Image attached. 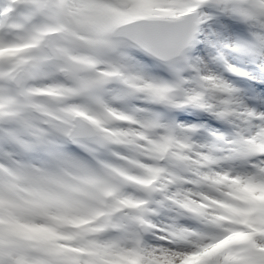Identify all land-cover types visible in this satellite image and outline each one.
<instances>
[{
	"label": "snow or ice",
	"instance_id": "1",
	"mask_svg": "<svg viewBox=\"0 0 264 264\" xmlns=\"http://www.w3.org/2000/svg\"><path fill=\"white\" fill-rule=\"evenodd\" d=\"M120 0H6L0 4V264H104L107 256H151L156 250L164 255L182 257L181 264H264V201L245 198L246 222L249 230L233 232L230 226L192 229L180 222V217H165L151 221L150 215L125 210L123 204L109 199L106 192H116L104 173L91 172L94 186L75 190L68 210L90 217L87 229L73 236L71 250L57 239H40L16 232L7 224L18 221L8 209L15 206L14 176L22 169L36 166L20 157L43 153L51 160L69 159L66 143L85 152L107 147L95 130L84 125L42 127L30 116L27 104L41 93L38 88H53L69 82L77 92L103 103V92L110 83H125L129 75L146 81L160 90L181 89L182 103L161 100L171 110H193L205 113L215 121L222 116L200 100L208 78L223 81L235 96L238 111L264 115V65L251 67L235 62V49L264 51V30L254 29V21L242 15L239 0H176V11L147 17L140 22L124 25ZM194 6L189 16L179 15L184 6ZM256 19H261L257 17ZM78 24H87L91 33L93 55L86 74H80L65 57V42ZM234 24L244 26L245 35H233ZM157 62L170 78L148 75L143 59ZM229 65L240 71H234ZM98 69H103L98 72ZM63 75V78H58ZM245 81L244 86L229 77ZM73 111L83 112L82 108ZM144 113V124L163 123L166 127H180L190 135H214L222 138V151L231 154L233 143L221 128L207 120L186 122L163 120L157 107L137 105ZM254 123L251 131H259ZM199 142V141H198ZM95 144L96 148L91 145ZM241 158H247L241 153ZM74 159V158H73ZM8 161L12 165L7 164ZM76 166H80L76 161ZM252 171L241 175L244 186L264 189V165L251 160ZM151 195V193H149ZM170 193L160 186L157 200H153L151 214L161 215L167 207ZM155 224V227H152ZM146 232L161 235L175 233L182 243L161 241L158 249L144 240ZM226 233H232L227 236ZM238 244V247L231 246Z\"/></svg>",
	"mask_w": 264,
	"mask_h": 264
},
{
	"label": "clouds",
	"instance_id": "2",
	"mask_svg": "<svg viewBox=\"0 0 264 264\" xmlns=\"http://www.w3.org/2000/svg\"><path fill=\"white\" fill-rule=\"evenodd\" d=\"M191 2L188 0V4ZM3 3L6 0H0V4ZM239 4L242 15L254 21V29L264 30V0H239ZM119 7L123 9L120 19L124 25L177 10L176 0H120ZM194 11V6L186 5L179 10V15L189 16ZM90 42L87 24L76 25L71 38L65 42L64 59L80 74H86L89 68L93 55ZM4 54L5 50L0 49V55ZM231 58L249 67L250 61H255L256 66L264 65V51L235 49ZM229 67L240 71L233 65ZM37 92L41 94L27 101L33 109L30 116L37 124L42 127L88 126L106 141L107 147L85 152L66 143L65 150L70 157L66 160L54 161L43 153L20 157L36 167L22 169L14 176L17 191L12 200L15 206L8 211L20 219L10 220L7 224L10 229L40 239H57L71 250L74 234L87 229L92 219L69 211L67 206L72 204L76 189L94 186L95 176L90 173L95 172L104 173L107 182L116 187L115 193L106 192L109 199L122 203L134 198L130 204H123L125 210L150 215L151 221L170 216L180 217V222L192 229L220 225L230 226L233 232L249 230L243 211L245 198L264 201V189L246 188L241 175L252 171V159L264 165V115L238 111L234 93L223 81L209 77L200 100L222 116V131L233 143L231 154L220 149L221 137L193 136L180 127L141 123L145 114L136 111L137 105L159 106L167 111L161 100L182 103L181 89L162 91L129 75L125 83L106 85L103 103L79 94L71 79L60 87L46 85ZM76 107L83 112L73 111ZM254 123L261 126L259 131H251ZM91 147L95 149L96 145ZM241 153L247 158H241ZM7 164L14 166L11 161ZM4 170L5 165L0 164V172ZM160 186L167 189L170 196L162 214L153 215L152 201L157 200ZM172 237L182 243L175 233L158 238L152 232L144 234V240L156 249L161 241L172 244ZM181 260L180 256L164 255L156 250L146 257L107 256L104 264H181Z\"/></svg>",
	"mask_w": 264,
	"mask_h": 264
},
{
	"label": "rangeland",
	"instance_id": "3",
	"mask_svg": "<svg viewBox=\"0 0 264 264\" xmlns=\"http://www.w3.org/2000/svg\"><path fill=\"white\" fill-rule=\"evenodd\" d=\"M232 33H233V29H232ZM234 35V33H233ZM142 70V69H141ZM143 71V70H142ZM229 79H232L233 80V76L232 77H229ZM187 112H191L190 110H186ZM204 120H207V123L213 127H216V128H223V125L221 124L220 121H215V120H212L210 117L207 116L206 114V117L204 118ZM187 122H190V121H187Z\"/></svg>",
	"mask_w": 264,
	"mask_h": 264
}]
</instances>
